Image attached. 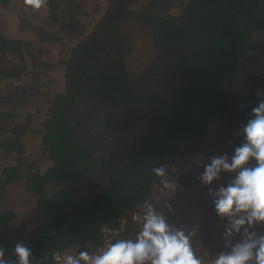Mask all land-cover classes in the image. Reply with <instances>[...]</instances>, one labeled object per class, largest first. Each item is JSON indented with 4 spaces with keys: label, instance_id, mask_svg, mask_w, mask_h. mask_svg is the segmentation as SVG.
Here are the masks:
<instances>
[{
    "label": "trees",
    "instance_id": "16d2710c",
    "mask_svg": "<svg viewBox=\"0 0 264 264\" xmlns=\"http://www.w3.org/2000/svg\"><path fill=\"white\" fill-rule=\"evenodd\" d=\"M13 1L0 0V16ZM36 13L42 24L22 22L17 38L0 27V155L15 163L1 169L0 198L21 182L36 213L52 221L38 224L30 240L29 222H20L12 208H1L0 247L9 264H16L18 241L34 251L31 264H50L56 251L80 242L83 250L95 246L102 226L133 212L151 181L161 179L154 165H163L185 140L194 145L225 119L233 126L222 136L240 146L245 138L236 131L262 100L255 92L264 79V68L256 71L264 59V38L251 46L258 58L247 57V51L256 32L264 30V0H48ZM136 27L149 45L134 67ZM56 44L63 87L41 96L38 84L24 78L37 72L40 79L50 71L48 54ZM242 65L251 86L243 106L232 103L222 85ZM6 81L20 88L19 97L10 99ZM40 96L44 112H35L43 117L39 147L49 160L45 172L37 164L27 169L22 161L35 115L29 104ZM175 179L183 187L191 184L187 172ZM37 214L30 216L39 219ZM214 247L207 250L211 262L227 249Z\"/></svg>",
    "mask_w": 264,
    "mask_h": 264
},
{
    "label": "rangeland",
    "instance_id": "374dc122",
    "mask_svg": "<svg viewBox=\"0 0 264 264\" xmlns=\"http://www.w3.org/2000/svg\"><path fill=\"white\" fill-rule=\"evenodd\" d=\"M14 5L8 9H2V13L0 16V27L4 28V32L8 37L17 38L19 36V30L21 27V23L25 24H33L40 26L42 24V14L33 12L29 9H25L23 3L20 0L13 1ZM12 3V4H13ZM84 22V21H83ZM137 28V27H136ZM33 32V31H32ZM29 35V37L33 36V33ZM136 36L135 42V51L134 56L132 58L133 66L136 67L145 59V52L149 45L148 36L145 33H142L140 29H136L134 32ZM255 38L251 41V44L247 51V57H255L258 58V55H254L251 52V46L256 40H260L264 38V30L256 32L254 35ZM68 44L69 41L65 40L64 44ZM60 44H56L53 46L52 50L48 55L50 56L51 61V69L50 71L42 76V78H37V72L30 73L29 77L26 76L24 80L28 81L32 86H37L35 90L38 94L39 92L43 94H51L54 91H59L63 87V79H62V65H59V54ZM47 61V62H50ZM257 74L263 72L261 68H264V59L260 58L258 61ZM249 69L251 71L254 68L249 65ZM247 72L245 71L243 65L230 77L228 78L222 85L224 89L228 92L232 97V103L236 105H246L248 93L250 89V84L248 83ZM34 74V75H33ZM256 74V75H257ZM39 79V80H38ZM37 80V81H35ZM42 85L41 87L39 85ZM6 89V94L11 98L19 97L20 94L16 95L19 91V87L10 86L9 82L3 86ZM16 95V96H15ZM38 97L31 100L29 107L35 115L33 116V123L31 130L25 134L24 141L26 144V153L22 156V161L25 164V167L29 169L31 164H37L39 169L42 172H45L48 166V158L45 154L42 153L41 148L39 147V139H40V131L41 124L43 122L42 114H36V109H41L40 111L44 112V105L41 101L42 97ZM10 99L8 101H10ZM7 100H4L6 104ZM14 104V103H11ZM25 108V107H23ZM25 111V110H24ZM230 122L228 119L225 121H220L216 125H214L211 130L213 132L208 133L203 139L198 140L191 145L190 140H185L178 152L176 154H171L167 157L163 165L166 168V175L161 177L159 181H151V187L149 192L142 197L141 202L134 206L135 210H146V205L151 204L154 209H156L159 204L166 207L169 204L172 207L173 213H169L168 209L166 213H161L164 216L168 215V224L174 226L176 228H182L186 233H194L191 236V246L195 252V254L200 256L203 264H212L211 261L207 260L208 253L207 250L211 249L212 246H215L212 250L220 251V249L227 248L225 247V228L228 223L227 219L220 218L214 207V197L210 195V191L218 190L220 185L227 186L234 178L235 173H221V178L213 182L212 185L203 184L199 177L204 171L205 166L210 163V160L213 156L227 154L229 158L234 154L229 147L226 146L227 138L223 137L222 134H225L229 131ZM233 124L238 123L233 121ZM228 126H227V125ZM150 142L148 145L151 148ZM149 153H146L148 155ZM99 155H102L101 150L97 153L95 152V158H98ZM201 160L203 163L200 166L195 164V160ZM14 161L7 158V156L0 155V172L1 169L7 166L14 165ZM100 160L95 162V169H99L101 167ZM156 167V165H154ZM153 167V168H154ZM26 168H23V172ZM182 172H187L190 175V186L183 187L180 186L175 176ZM25 174V173H24ZM161 180H166L169 183H174L176 185V190L172 191L166 189L161 184ZM125 194L119 195L118 197H124ZM161 196V197H160ZM92 196H86V199H91ZM32 196L30 194L25 193L24 187L21 182L13 184L8 187L5 192V195L0 198V209L1 208H12L17 214L19 221H28V225L25 228V234H27L28 239H32V233L38 228V224L41 223L51 225L50 219H47L43 215H39L34 210V204L32 203ZM149 200V201H147ZM160 202V203H159ZM160 205V206H161ZM159 206V207H160ZM133 209V210H134ZM30 213V214H29ZM34 213L37 214L39 219L32 218L30 215ZM127 213V211L125 212ZM169 213V214H167ZM144 214V213H143ZM36 217V216H33ZM75 223V221L73 222ZM87 224V223H82ZM142 228L141 222H132L130 225L131 234L128 239L135 240L138 232ZM252 230L256 231L258 234L264 235V225H256ZM243 231V230H242ZM70 234H74L73 230L69 231ZM242 238L241 235H235L231 238V242L234 244L238 242ZM29 242V241H28ZM81 244V242H80ZM78 246H82V245ZM90 244L87 243V246ZM73 245H70V247ZM77 246V245H76ZM230 249H226L229 251ZM207 253V254H206Z\"/></svg>",
    "mask_w": 264,
    "mask_h": 264
},
{
    "label": "clouds",
    "instance_id": "9594fccd",
    "mask_svg": "<svg viewBox=\"0 0 264 264\" xmlns=\"http://www.w3.org/2000/svg\"><path fill=\"white\" fill-rule=\"evenodd\" d=\"M23 3L26 10L39 12L48 0ZM242 132L245 139L231 158L227 154L213 156L199 177L203 184L212 185L222 172L236 174L227 186L210 191L217 215L228 221L224 239L225 247L230 249L221 252L212 264H264V235L252 230L256 225H264V99L252 108ZM253 160L255 165L249 166ZM152 171L155 176L164 177L167 170L159 165ZM161 184L176 190L174 183L161 180ZM132 219L142 223L135 240H117L96 255L81 251L78 256L61 257L57 253L56 259L63 264H203L191 246L194 233L169 225L151 204L146 205L143 216L134 214ZM241 233L242 238L233 244L231 238ZM14 252L16 264H31L32 252L23 242L15 243ZM4 257L5 249L0 247V264H9Z\"/></svg>",
    "mask_w": 264,
    "mask_h": 264
},
{
    "label": "built area",
    "instance_id": "2783aa9c",
    "mask_svg": "<svg viewBox=\"0 0 264 264\" xmlns=\"http://www.w3.org/2000/svg\"><path fill=\"white\" fill-rule=\"evenodd\" d=\"M259 93V95H258ZM255 95L259 98L264 99V79L260 83V85L257 87ZM243 126H240L236 131V137H244L242 132ZM226 146L229 147L232 151L237 147L235 144V139H229L226 142ZM203 163L201 160H195V164L197 166H200ZM167 209L169 213H173L172 207L167 204ZM146 210H135L133 212H127L123 216L119 217L115 224L107 223L102 226L100 232H99V241L98 243L93 247H88V249L83 250L82 246H68L66 249L61 251H56L53 254L52 260L50 264H63L62 260L58 261L56 259V254L59 253L61 257H63L64 254H71L73 256H78V254L81 251H86L89 253V255H96L100 254L109 244L116 242L117 240H127L129 235L131 234L130 231V225L132 222L134 223L132 216L134 214L143 216V213ZM167 213V214H169ZM167 222H168V215L165 216ZM83 264V262H82Z\"/></svg>",
    "mask_w": 264,
    "mask_h": 264
},
{
    "label": "flooded vegetation",
    "instance_id": "af4514ba",
    "mask_svg": "<svg viewBox=\"0 0 264 264\" xmlns=\"http://www.w3.org/2000/svg\"><path fill=\"white\" fill-rule=\"evenodd\" d=\"M152 175H153V173H152ZM143 188V187H142ZM138 191H141V188H138L136 191H134V194H133V196H130V197H128L127 198V200H126V204H125V206L126 207H128L129 205H130V203H132L133 202V200L135 199V197H136V194L137 193H139ZM140 195V194H139ZM138 199V198H137ZM122 206V205H121ZM120 206V207H121ZM124 206V205H123ZM120 207H112V210H114V209H120ZM39 241V240H38ZM43 241H45V240H43ZM36 250V249H35ZM32 252H34V251H32Z\"/></svg>",
    "mask_w": 264,
    "mask_h": 264
},
{
    "label": "crops",
    "instance_id": "0c3cea01",
    "mask_svg": "<svg viewBox=\"0 0 264 264\" xmlns=\"http://www.w3.org/2000/svg\"><path fill=\"white\" fill-rule=\"evenodd\" d=\"M144 197H145V196H144ZM160 197H161V196H160ZM147 201H149V200H147ZM159 203H160V202H159ZM161 204H164V203L161 202V203L159 204V206H160ZM164 205H165V204H164ZM159 206L155 209L158 213H166V212H167L166 207H164V206H162V205H161L160 207H159ZM134 222H137V221H134ZM88 243H90V242H88ZM81 244H82V242H81ZM81 244H80V245H81Z\"/></svg>",
    "mask_w": 264,
    "mask_h": 264
},
{
    "label": "water",
    "instance_id": "95a60500",
    "mask_svg": "<svg viewBox=\"0 0 264 264\" xmlns=\"http://www.w3.org/2000/svg\"><path fill=\"white\" fill-rule=\"evenodd\" d=\"M262 21H264V18L262 19ZM243 51H244V49H243V47H241L240 51H239V54H238V57H240V55L243 53ZM56 228H57V230L59 229V224L56 225Z\"/></svg>",
    "mask_w": 264,
    "mask_h": 264
}]
</instances>
